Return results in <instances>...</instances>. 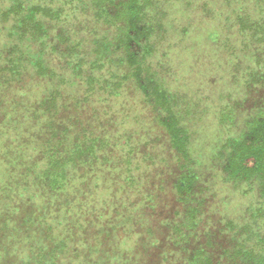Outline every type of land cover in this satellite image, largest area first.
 <instances>
[{
    "label": "rangeland",
    "instance_id": "rangeland-1",
    "mask_svg": "<svg viewBox=\"0 0 264 264\" xmlns=\"http://www.w3.org/2000/svg\"><path fill=\"white\" fill-rule=\"evenodd\" d=\"M53 3L66 15L47 21L42 42L0 17V264H194L206 242L264 230L257 182L223 169L226 139L264 111V0H151L141 83L129 61L94 68L93 42L114 27L95 20L90 0ZM15 52L24 71L13 77ZM151 78L173 96L190 162L142 91Z\"/></svg>",
    "mask_w": 264,
    "mask_h": 264
},
{
    "label": "trees",
    "instance_id": "trees-1",
    "mask_svg": "<svg viewBox=\"0 0 264 264\" xmlns=\"http://www.w3.org/2000/svg\"><path fill=\"white\" fill-rule=\"evenodd\" d=\"M54 1L58 0H42L41 3L35 0H11L10 6L0 12V17L13 16V27L17 36L26 37L28 40L35 38L42 42V39L48 37L50 33L47 21L61 22L63 15H66L64 13L66 8L63 5L58 8L53 3ZM64 1L66 3L76 2L79 6L82 4V0ZM90 3L91 14L95 20L114 27V35L109 36L103 33L97 41L93 42L91 54L95 55L92 59L94 68L102 60L105 62L118 60L120 63L125 61L127 65L129 61L133 67L135 79L141 83L136 73L138 69H147V65L140 59L149 54L152 47V34L156 29V22L153 17H150L151 0H90ZM60 38L65 42L63 35ZM53 44L56 42L54 41ZM55 50L58 49L55 48ZM117 50H121L124 54L121 58H114ZM17 51L25 55L19 47L16 48ZM20 54L16 53L15 66L12 65L11 60L9 61L8 71H11L13 77L20 71H24L19 70L22 66L18 60ZM47 69L43 61L37 65V70L42 72L41 75L48 74ZM141 87L149 103L161 110V124L166 132L169 147L176 150L182 160L192 161L189 151V133L184 123L175 115L173 96L164 89L158 79H148L147 82L141 84ZM224 145L225 178L237 184L256 181L260 202L264 205V111L247 122L245 133L239 137L226 139ZM72 153L75 154L74 151ZM193 176L195 179V175ZM180 184L184 189H189L193 185L192 182L190 185V180L186 177L180 181ZM263 212L264 206L257 207L253 215L255 218H260ZM262 219H264L263 216ZM225 223L230 225L229 221ZM241 235L244 237L239 238ZM226 236L223 247L214 248L206 242L204 244L206 248L203 246L202 249L196 250L193 263L219 264L216 256L220 254L227 264H264V230L247 226L243 227L242 231H232Z\"/></svg>",
    "mask_w": 264,
    "mask_h": 264
}]
</instances>
